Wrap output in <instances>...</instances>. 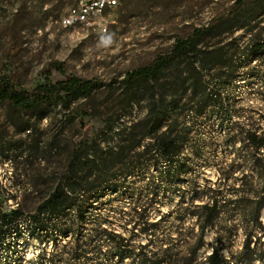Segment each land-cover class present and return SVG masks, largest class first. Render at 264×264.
<instances>
[{
  "label": "rangeland",
  "instance_id": "374dc122",
  "mask_svg": "<svg viewBox=\"0 0 264 264\" xmlns=\"http://www.w3.org/2000/svg\"><path fill=\"white\" fill-rule=\"evenodd\" d=\"M237 1L117 0L115 9L101 11L106 24V32L101 33L96 25L62 28L61 19L78 0H6V8L0 14V79L9 81L17 91L27 92L70 77L101 82L104 86L87 101L78 100L66 108L49 106L33 115L0 103L2 209L32 213L54 189L76 144L85 137L88 141H101L99 133L105 123L123 111L124 95L117 82L126 73L168 53L178 39L191 35L195 29L214 26L248 8L249 2L239 6ZM245 29L213 40L228 45L234 63L250 40ZM226 95L232 120L264 128V54L239 68ZM143 115L144 109L132 107L120 123L137 124ZM222 120L228 121V117L220 119L205 113L196 121L191 133L196 154L188 147L181 155L187 166L185 171L170 178L155 170L130 174L116 190L104 192L93 202L85 224H72L74 233L70 240L78 235L80 241L86 239L92 244L95 230L106 229L126 239L129 251L134 253L148 242L146 251L160 253L166 247L172 249V255L184 251L197 230L192 212L202 203L198 191L221 178L233 159L231 149L223 143L229 123ZM105 136L109 138V134ZM237 184L236 181L234 186ZM261 222L264 227V211ZM98 223H102L100 228ZM144 228L147 232L142 231ZM69 238H58L55 243L39 242L24 233L2 247L0 264H31L41 255L43 264H53L52 259L54 264H64L66 260L69 264H106L104 256L92 252L86 260L73 262L63 254L74 247ZM215 239L213 232L205 237L210 244ZM184 240L186 244H182ZM242 242L239 233L231 242L232 254L240 251ZM255 247L264 252V236ZM209 253L210 248L205 246L198 258ZM221 253L228 258L226 250ZM122 264H137V259L126 258ZM252 264H264V260Z\"/></svg>",
  "mask_w": 264,
  "mask_h": 264
},
{
  "label": "trees",
  "instance_id": "16d2710c",
  "mask_svg": "<svg viewBox=\"0 0 264 264\" xmlns=\"http://www.w3.org/2000/svg\"><path fill=\"white\" fill-rule=\"evenodd\" d=\"M246 2H249L248 8L239 14L221 19L214 26L195 29L191 35L178 39L168 53L126 73L117 82L124 95L123 111L105 123L99 133L101 141H88L85 137L76 144L54 189L35 210L28 214L5 211L0 202V250L25 233L39 242L52 243L70 236L68 242H73L74 247L63 254L73 262L80 258L86 260L89 252L104 256L106 264H122L126 258L132 261L136 258L137 264H252L264 260V252L255 247L264 236L261 222L264 128L232 120L226 105V93L238 77L239 68L264 54V26L260 27L264 21V0H238L237 4ZM244 28L250 40L234 63L228 45L213 40ZM103 86L101 82L70 77L27 92L17 91L9 81L0 79V103L33 115L49 106L66 108L78 100L87 101ZM132 107L144 109V115L137 124L124 126L120 120ZM205 113L220 119L228 117V121L222 120L229 123L223 143L231 149L233 159L221 178L198 191L202 203L192 212L197 230L184 251L173 255L170 247L161 249L160 253L146 251L148 242L134 253L129 251L126 239L106 229L95 230L92 244L86 239L80 241L78 235L70 240L74 233L72 224H85L93 202L104 192L116 190L130 174L155 170L170 178L185 171L187 166L181 155L188 147L196 154L195 137L191 133ZM236 181L238 184L234 186ZM69 223L71 227H64ZM209 232L216 236L213 244L205 241ZM239 233L243 237L241 249L232 254L231 242ZM182 244H186L185 240ZM205 246L210 248V253L199 259L198 254ZM223 250L228 258L222 255ZM43 262L41 255L37 262L30 263ZM50 262L54 264V259ZM64 264L69 262L66 260Z\"/></svg>",
  "mask_w": 264,
  "mask_h": 264
},
{
  "label": "built area",
  "instance_id": "2783aa9c",
  "mask_svg": "<svg viewBox=\"0 0 264 264\" xmlns=\"http://www.w3.org/2000/svg\"><path fill=\"white\" fill-rule=\"evenodd\" d=\"M116 6L117 0H78L77 5L69 8L61 19V26L68 29L76 25H96L99 32L105 33L106 24L101 7H108V11H112ZM5 8L6 0H0V14Z\"/></svg>",
  "mask_w": 264,
  "mask_h": 264
},
{
  "label": "bare ground",
  "instance_id": "6f19581e",
  "mask_svg": "<svg viewBox=\"0 0 264 264\" xmlns=\"http://www.w3.org/2000/svg\"><path fill=\"white\" fill-rule=\"evenodd\" d=\"M104 8H108V7H101V11H102Z\"/></svg>",
  "mask_w": 264,
  "mask_h": 264
}]
</instances>
